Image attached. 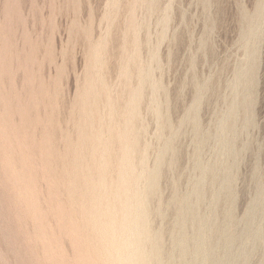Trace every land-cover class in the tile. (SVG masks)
Listing matches in <instances>:
<instances>
[{"label": "bare ground", "instance_id": "bare-ground-1", "mask_svg": "<svg viewBox=\"0 0 264 264\" xmlns=\"http://www.w3.org/2000/svg\"><path fill=\"white\" fill-rule=\"evenodd\" d=\"M105 2L101 21L107 24L99 35L92 23L82 24L80 0H60L59 7L52 0L49 19H44L32 0V28L21 12L22 0L0 2V168L8 185L6 193L10 192L6 198L17 205L21 222L30 225L27 232L41 264H101L102 255L111 264H119L134 250L142 254L144 264H245L261 235L258 226H253L261 206L254 204L246 217L248 229L241 233L233 231L230 212L223 222L218 220V204L223 199L234 201L232 167L224 170L223 166L219 188L208 193L207 183L218 178L223 164L218 168L217 163L204 164L199 158L201 175L191 192L172 200L178 205L177 229L171 234L172 249L166 250L164 230L153 225L154 215L162 209L152 203L160 194L162 169L173 154V139L164 141L150 166L149 146L142 142L145 128L139 125L147 88L153 91L150 110L161 122L157 125L161 124V131L170 125L162 113L158 94L163 87L153 78V62L142 60L140 34L145 25L136 17L139 6L153 10L160 0ZM52 6L75 12L67 26V46L60 51L53 38ZM256 26L250 25L249 32L254 33ZM78 44L84 48L83 77L67 104L62 76L66 60L73 57L70 49ZM157 51L151 57L154 61ZM110 56L116 59L113 64ZM111 68L118 74L117 88L107 78ZM251 75L250 70L239 72L236 85H245L246 80L250 84ZM235 98L218 127L222 153L229 157L237 154L234 120L248 102L246 97ZM190 118L197 126L196 117ZM17 161L24 164L19 166ZM37 177L48 184L44 207L39 204ZM262 192L263 188L259 195ZM207 197L210 211L202 214L200 204ZM49 218L55 221L54 227ZM63 240L72 245L70 259L64 254ZM219 247L224 252L218 255Z\"/></svg>", "mask_w": 264, "mask_h": 264}, {"label": "rangeland", "instance_id": "rangeland-1", "mask_svg": "<svg viewBox=\"0 0 264 264\" xmlns=\"http://www.w3.org/2000/svg\"><path fill=\"white\" fill-rule=\"evenodd\" d=\"M22 1L21 12L23 11L22 13L29 20L28 28H32V0ZM53 1L56 2L57 7L61 5L60 0ZM105 1L80 0L79 16L82 24L92 23L94 33L97 35L104 33V26L107 24L101 21L107 8ZM126 1L133 0H122V2ZM35 2L43 11L44 19H49L51 9L48 6L52 0H35ZM144 6H139L136 15L138 22L145 25L140 34L143 45L141 56L144 62L148 63L152 60V64H155L152 65L153 78L162 83L163 87L158 99L164 118H167L165 123L168 122L170 125L163 131L160 129L161 124L157 125L160 121L150 110L153 105V91L147 88L141 105L143 111L139 125L145 128L142 142L149 146L150 166H154L158 149L164 141L170 137L173 139V154L170 153L172 157L168 155L169 163H166L162 169L160 194L152 203L153 207L160 206L162 209L160 214L154 215L153 225L156 229L164 230L165 247L170 251L173 247L171 234L177 229L178 211V205L172 200L178 195L180 197L191 192L201 175L197 165L198 158L204 164L217 163L218 168L222 163L218 178L209 180L206 189L209 190L208 193L217 190L222 180L220 178H223V166L224 170L230 166L234 175V187H232L234 201L231 204L223 199L217 206L216 218L223 222L226 213L230 212L234 218L233 231L241 233L248 229L246 217L254 204L259 202L261 211L255 218L253 226H258L261 235L245 264H264V0H160V5L153 10ZM74 15L72 9L60 11L54 8L56 29L53 38L59 51L67 46V26ZM257 15L260 18L255 21ZM122 16L124 17L123 13L120 14L119 19H123ZM256 23L255 32L250 33V25ZM162 34L165 35L163 40ZM110 45L113 48V44ZM154 51L159 55L157 61L152 59ZM83 53V46L78 44L70 49L73 57L66 60V68L62 76V92L67 104L73 100L76 85L82 81ZM59 57L62 59L60 53ZM110 57L113 64L116 59ZM247 70L252 74L250 84L246 80L247 84L237 86L238 73ZM50 72H54L52 67ZM116 74L117 71L113 68L107 73V78L114 88L119 85ZM235 97H241V101L246 97L248 102L239 108L234 120L236 123L234 129L238 132L233 141L237 154L235 157H229L222 153V140L218 136V127L219 121L221 122ZM192 116L196 117L197 126L190 118ZM229 136L227 133L225 137ZM17 162L19 166L24 164ZM1 171L0 184L2 182L3 185L5 178L2 169ZM44 179L37 177L41 206L46 204L45 191L48 190L47 181ZM5 184L0 186V264H41L39 252L30 235V225L21 222L16 210L17 205L9 199L10 197L6 198L10 192L6 193L8 185L7 182ZM261 188L263 192L259 195ZM206 201L200 204L202 214H208L210 211L209 197ZM48 222L54 227V220L49 218ZM27 228L30 229V233L27 232ZM62 242L64 254L70 259L71 255L73 256L72 245L67 240ZM239 244L241 243L236 247ZM218 250V255L224 252L223 247H219ZM241 263L242 261H232L231 264Z\"/></svg>", "mask_w": 264, "mask_h": 264}, {"label": "clouds", "instance_id": "clouds-1", "mask_svg": "<svg viewBox=\"0 0 264 264\" xmlns=\"http://www.w3.org/2000/svg\"><path fill=\"white\" fill-rule=\"evenodd\" d=\"M101 264H111L110 261H106L105 258L101 257ZM119 264H144V261L142 259V254L136 250L128 253L124 257H122Z\"/></svg>", "mask_w": 264, "mask_h": 264}]
</instances>
